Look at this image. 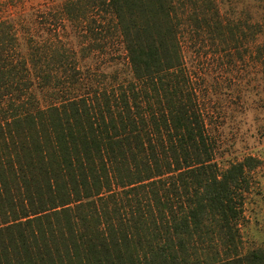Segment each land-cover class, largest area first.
Returning <instances> with one entry per match:
<instances>
[{"label":"trees","instance_id":"obj_1","mask_svg":"<svg viewBox=\"0 0 264 264\" xmlns=\"http://www.w3.org/2000/svg\"><path fill=\"white\" fill-rule=\"evenodd\" d=\"M195 12L223 44L259 31L224 23L212 0ZM62 13L90 31L109 15L133 80L113 96L39 107L13 25L0 19V264H264V248L241 254L238 245L259 161H216L173 1L64 0ZM205 236L219 237L223 259L194 262Z\"/></svg>","mask_w":264,"mask_h":264},{"label":"rangeland","instance_id":"obj_2","mask_svg":"<svg viewBox=\"0 0 264 264\" xmlns=\"http://www.w3.org/2000/svg\"><path fill=\"white\" fill-rule=\"evenodd\" d=\"M172 1L184 65L216 161L221 167L246 156L259 161L243 194L238 245L241 254L264 248V58H258L264 55V0H212L224 23L258 25L256 36L247 28L244 42L236 44H223L207 28L198 27L193 16L195 3L202 0ZM63 3L0 0V19L13 25L17 55L25 60L33 83L28 93L39 107L72 96H113L133 80L113 19L99 14L103 28L95 25L96 30L90 31L85 22L66 19ZM225 256V247L215 236H205L191 249L194 262Z\"/></svg>","mask_w":264,"mask_h":264}]
</instances>
